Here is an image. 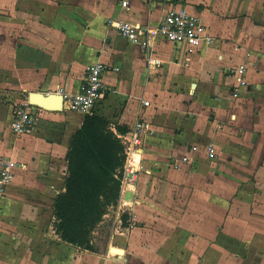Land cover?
<instances>
[{"label": "crops", "instance_id": "1", "mask_svg": "<svg viewBox=\"0 0 264 264\" xmlns=\"http://www.w3.org/2000/svg\"><path fill=\"white\" fill-rule=\"evenodd\" d=\"M172 5L199 16L211 41L191 49L157 37L148 60L107 23L154 26ZM98 61L112 70L96 113L116 134L145 122L146 171L114 205L135 200V226L112 233L109 207L85 248L60 237L53 213L84 115L29 105L36 126L23 134L11 119L39 86L75 93ZM2 108L0 157L19 166L0 198V264H264V0H0Z\"/></svg>", "mask_w": 264, "mask_h": 264}, {"label": "built area", "instance_id": "2", "mask_svg": "<svg viewBox=\"0 0 264 264\" xmlns=\"http://www.w3.org/2000/svg\"><path fill=\"white\" fill-rule=\"evenodd\" d=\"M121 5L126 7L127 0H121ZM107 23L115 27L119 33L130 43L140 46L147 52L148 60L152 51L153 42L157 37L174 42L184 43L191 49H198L202 43L210 42L212 35L208 32L206 25L201 18L182 6H170L156 25H135L124 20L108 19ZM153 64H159L160 60L155 58ZM107 70H112L108 65L102 62H95L86 67L85 77L81 80L78 90L75 93H63V109L65 111L77 112L83 115L96 113V105L107 91L102 77ZM236 72L243 74L244 65L237 67ZM239 84H243L244 79H239ZM235 89V93H237ZM149 102L143 101L144 105ZM28 102L16 105L12 111L11 128L16 134H23L32 131L36 126L37 115ZM147 126L139 118L126 131L117 133L124 146L125 160L120 170V191L119 197L122 196L127 185H135L140 171L146 169L140 164L138 155L142 149L144 134ZM192 146V150H196ZM205 151L209 157L216 155L215 147L209 143L205 145ZM182 161L189 160L187 155H183ZM137 163L138 165H135ZM19 163L8 156L0 157V198L7 193L15 168ZM128 189V188H127ZM119 199V198H118ZM118 201V200H117ZM131 203H118V206L111 205L113 214L111 218L112 233H124L135 226ZM108 207V208H109Z\"/></svg>", "mask_w": 264, "mask_h": 264}, {"label": "trees", "instance_id": "3", "mask_svg": "<svg viewBox=\"0 0 264 264\" xmlns=\"http://www.w3.org/2000/svg\"><path fill=\"white\" fill-rule=\"evenodd\" d=\"M66 160L65 189L53 204L55 230L67 242L92 248V230L119 198L124 146L106 118L86 114L70 137Z\"/></svg>", "mask_w": 264, "mask_h": 264}, {"label": "water", "instance_id": "4", "mask_svg": "<svg viewBox=\"0 0 264 264\" xmlns=\"http://www.w3.org/2000/svg\"><path fill=\"white\" fill-rule=\"evenodd\" d=\"M28 103L38 105L41 108L60 111L63 109V96L58 92L44 94L43 92L30 91Z\"/></svg>", "mask_w": 264, "mask_h": 264}, {"label": "rangeland", "instance_id": "5", "mask_svg": "<svg viewBox=\"0 0 264 264\" xmlns=\"http://www.w3.org/2000/svg\"><path fill=\"white\" fill-rule=\"evenodd\" d=\"M38 88L40 89V90L38 89V91H41L42 87L39 86ZM26 96H27V94L22 95V98L26 99L27 98ZM0 120H4V108H2V110L0 111ZM91 235H92V233H91ZM95 237H96L95 238L96 240L94 241L95 250H97L98 252L101 251V250L103 251L106 248V245H105V242H106V239H107L106 232L103 231L101 233V235L97 234V235H95ZM218 259H221V258H218Z\"/></svg>", "mask_w": 264, "mask_h": 264}, {"label": "bare ground", "instance_id": "6", "mask_svg": "<svg viewBox=\"0 0 264 264\" xmlns=\"http://www.w3.org/2000/svg\"><path fill=\"white\" fill-rule=\"evenodd\" d=\"M114 251H115L116 253H119V254L122 253V250H121V249H118V248H114Z\"/></svg>", "mask_w": 264, "mask_h": 264}]
</instances>
